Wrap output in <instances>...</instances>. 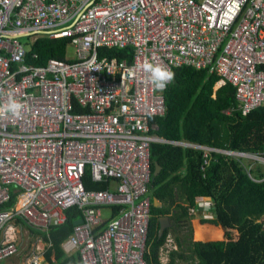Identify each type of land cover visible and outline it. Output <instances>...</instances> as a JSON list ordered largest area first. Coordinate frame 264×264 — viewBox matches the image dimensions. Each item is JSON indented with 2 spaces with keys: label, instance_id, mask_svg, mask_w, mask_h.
Returning a JSON list of instances; mask_svg holds the SVG:
<instances>
[{
  "label": "built area",
  "instance_id": "1",
  "mask_svg": "<svg viewBox=\"0 0 264 264\" xmlns=\"http://www.w3.org/2000/svg\"><path fill=\"white\" fill-rule=\"evenodd\" d=\"M40 37L66 39L74 59L29 63ZM127 47L130 62L99 54ZM145 62L209 69L221 77L215 91L233 85L248 116L264 107V0H0V103L11 94L25 106L20 118L0 119V262L19 253V220L47 234L76 209L82 222L61 244L67 255L80 264H147L152 144L201 152L204 165L213 152L264 165L263 155L153 135L164 92L147 83ZM87 175L105 190L86 191ZM40 244L23 264H41ZM171 250L168 237L161 264Z\"/></svg>",
  "mask_w": 264,
  "mask_h": 264
},
{
  "label": "trees",
  "instance_id": "2",
  "mask_svg": "<svg viewBox=\"0 0 264 264\" xmlns=\"http://www.w3.org/2000/svg\"><path fill=\"white\" fill-rule=\"evenodd\" d=\"M67 43L66 39L40 37L31 46L28 62L45 66L49 59L65 60ZM99 54L101 58L130 62L133 51L130 47L100 49ZM35 55L37 58L32 59ZM258 69L264 70V66ZM172 72L174 80L164 91L165 114L150 119V125L157 128L153 135L169 143L186 142L264 157V107L243 117L237 109L233 85L227 83L215 91L221 79L218 74L191 66L174 68ZM156 163L161 170L155 177ZM149 164L152 205L144 257L147 264H161L159 251L169 236L177 249L169 252L166 264H264L263 164H247L213 152L210 163L204 165L203 153L169 144H152ZM84 188L103 191L105 185L91 184L87 175ZM15 198L1 211L10 209ZM153 198L161 207L153 206ZM204 200L211 202L213 218L201 219L199 224L222 230V240L194 239L190 212ZM203 209L201 206L200 210ZM163 216L168 217L169 227L158 239L159 218ZM80 217L76 209L68 210L65 224L51 228L47 235L24 221L19 220L18 224L29 235L50 244L44 254L47 264H80L77 253L67 256L61 248ZM201 232L197 228V239ZM203 234L217 237L221 233L207 229Z\"/></svg>",
  "mask_w": 264,
  "mask_h": 264
},
{
  "label": "rangeland",
  "instance_id": "3",
  "mask_svg": "<svg viewBox=\"0 0 264 264\" xmlns=\"http://www.w3.org/2000/svg\"><path fill=\"white\" fill-rule=\"evenodd\" d=\"M32 39H27L24 38L22 39L23 44H27V46H30ZM75 54H74V48L72 46H67L66 48V58L68 59H74ZM208 200H204L203 202L199 203V205L197 207H195V209L191 210V219H192V224H193V229H194V239L195 240H199V241H214V240H222L224 238L223 232L221 233L220 229L218 228H213L210 226H200L199 222L201 221V219H212L213 218V213L211 212V210L208 209H203V211L200 210V207H205L208 206ZM109 213L106 210L102 211V217L108 218ZM197 228L202 229V236L201 238L197 239L196 238V231ZM219 230L220 231V236L217 237H211V236H205L204 230ZM19 232H16L15 236L17 239V242L19 244V253L17 254L16 257H11L7 260H3L2 262H0V264H23V259L25 260L30 249L31 246H33V244L35 243V238L31 235H29L28 231L22 229V230H18ZM169 238L172 239V236H169ZM173 241V239H172ZM41 264H47L46 261L41 262Z\"/></svg>",
  "mask_w": 264,
  "mask_h": 264
},
{
  "label": "clouds",
  "instance_id": "4",
  "mask_svg": "<svg viewBox=\"0 0 264 264\" xmlns=\"http://www.w3.org/2000/svg\"><path fill=\"white\" fill-rule=\"evenodd\" d=\"M142 70L148 75L147 83L153 88V90L161 93L166 90L167 86L174 80L175 76V74L166 67L151 62H145L142 65ZM24 107L25 106L21 102L17 101L11 94H8L7 100L0 103V119L8 116L20 118L24 111ZM207 203L208 206L205 207H209L207 209L210 210L211 202L208 201Z\"/></svg>",
  "mask_w": 264,
  "mask_h": 264
},
{
  "label": "water",
  "instance_id": "5",
  "mask_svg": "<svg viewBox=\"0 0 264 264\" xmlns=\"http://www.w3.org/2000/svg\"><path fill=\"white\" fill-rule=\"evenodd\" d=\"M160 170H161V167L159 166L158 163H156V165H155V171H154V176H155V177L159 174ZM153 206H154L155 208H159V207H161V204L157 201L156 198H153ZM81 222H82V220H79V221L73 223V225H74V226H75V225H78V224H80ZM168 227H169V219H168V217H167V216L160 217V218H159V228H158V232H157V238H158V239L161 238V236H162L164 230H165L166 228H168Z\"/></svg>",
  "mask_w": 264,
  "mask_h": 264
},
{
  "label": "crops",
  "instance_id": "6",
  "mask_svg": "<svg viewBox=\"0 0 264 264\" xmlns=\"http://www.w3.org/2000/svg\"><path fill=\"white\" fill-rule=\"evenodd\" d=\"M221 231V230H220ZM221 233H222V231H221ZM47 235V234H46ZM35 243L33 244V245H36V244H38L39 246H42L40 243L42 242L43 244H44V248H45V251H46V249L50 246V244H46L43 240H41L40 238H35V241H34ZM31 248H32V246H31ZM62 248V247H61ZM31 250V249H30ZM63 250V249H62ZM45 251L43 252V259H41V262H43V261H45L44 260V254H45ZM63 252H64V250H63ZM65 253V252H64ZM66 254V253H65ZM67 255V254H66ZM72 255V254H71ZM67 256H69V255H67ZM23 263H24V259H23Z\"/></svg>",
  "mask_w": 264,
  "mask_h": 264
}]
</instances>
